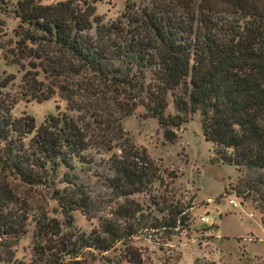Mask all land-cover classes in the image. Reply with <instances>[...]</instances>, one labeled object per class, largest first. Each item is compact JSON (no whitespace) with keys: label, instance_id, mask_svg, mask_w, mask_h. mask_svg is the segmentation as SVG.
I'll return each instance as SVG.
<instances>
[{"label":"trees","instance_id":"16d2710c","mask_svg":"<svg viewBox=\"0 0 264 264\" xmlns=\"http://www.w3.org/2000/svg\"><path fill=\"white\" fill-rule=\"evenodd\" d=\"M95 1L0 0V15L17 21L11 30L15 51L6 49L11 61L37 60L30 64L32 72H23V88L44 101L53 92L38 79L41 73L55 79L50 85L62 73L84 74L94 87L105 88L122 115L142 106L169 142L175 139L173 129L197 112L201 135L212 146L211 162L234 166L235 195L249 200L264 224V0H148L139 5L127 1L119 16L108 22L94 13ZM221 5L230 21L216 19ZM2 28L0 18V36ZM45 48L56 52L57 62L46 58ZM56 63H61L60 71ZM147 72L151 79L144 82ZM11 78L0 79L1 259L11 256L31 209L8 178L45 188L63 215V223L43 213L35 220L37 243L43 242L40 264H62L64 258L80 264L75 259L84 249L104 252L140 231L160 230L167 236L178 225L185 227L188 204L167 203L163 196L151 199L157 218L143 214L141 205L129 198L149 191L156 175L146 166L151 161L144 148L127 145L134 152L120 146V154L110 157L113 176L107 179L123 200L116 209L123 226L106 222L99 232L73 231L70 212L87 216L91 210L85 187L73 171L86 160L90 123L64 112L48 114L38 126L30 115L12 117L14 102L2 92ZM167 96L173 115L165 113ZM108 121L98 118L96 123L108 127Z\"/></svg>","mask_w":264,"mask_h":264},{"label":"rangeland","instance_id":"374dc122","mask_svg":"<svg viewBox=\"0 0 264 264\" xmlns=\"http://www.w3.org/2000/svg\"><path fill=\"white\" fill-rule=\"evenodd\" d=\"M127 1L136 5L148 2L96 0L94 13L104 22L113 21ZM220 8L217 9L216 19L220 22L230 21L231 16L225 6L221 5ZM0 18L4 20L0 36V79L12 77L2 89L14 102L11 116L30 115L35 126H38L48 114L64 112L72 118H83L90 123L87 129L89 145L84 151L86 160L76 164L73 171L77 181L85 187L91 210L87 216L79 210L70 212L73 231L85 235L92 231L99 232L101 224L106 222L123 226L124 221L116 213L123 200L115 196V191L107 181L113 176L110 157L120 154V146L129 154L134 151H129L127 145L138 151L144 148L151 161V165L146 166L156 175L148 185L149 191L129 196L141 205L143 214L158 218L159 214L151 201L159 200L161 196L167 203L174 204L177 201L182 206H190L185 227L178 225L167 236L161 234L160 230L140 231L128 240L116 242L104 252L84 249L76 261L80 264H193L198 260L213 264H264V224L249 200H242L235 195L233 188L238 173L234 166L211 162L212 146L201 135L197 112L188 115L185 124L173 129L175 139L169 142L163 138L162 129L156 120L144 115L142 106H137L130 115H122L105 88L100 85L94 87L95 82L84 74L62 73L57 78L59 81L50 85L55 79L50 80L41 73L38 79L43 80L53 93L49 99L38 101L23 88L21 78L23 72L34 70L30 64L37 60L32 57L18 59L22 67L11 61L12 55L6 49L15 51V38L11 30L17 21L2 15ZM44 54L46 58L57 62L54 50L45 48ZM56 67L60 71L61 63H56ZM150 79L151 75L147 72L144 82ZM179 91L177 89L176 93ZM165 113H175L170 96H167ZM98 118H107L108 127L97 124ZM117 118L120 119L115 121ZM8 182L31 209L25 232L11 246V256L8 259L0 258V264H11L18 260L40 264L43 259L39 246L43 242L37 243L39 239L35 234V220L43 213L46 218L63 223V215L45 188L27 187L12 178H8ZM230 198L240 206L231 207L227 203ZM201 216L207 221H199ZM62 264H72V261L64 258Z\"/></svg>","mask_w":264,"mask_h":264},{"label":"built area","instance_id":"2783aa9c","mask_svg":"<svg viewBox=\"0 0 264 264\" xmlns=\"http://www.w3.org/2000/svg\"><path fill=\"white\" fill-rule=\"evenodd\" d=\"M227 203L231 206V207H238V206H240L239 204H237L236 202H234V200L233 199H228L227 200ZM250 215V214H249ZM199 221H201V222H206L207 221V218H205L204 216H201V217H199Z\"/></svg>","mask_w":264,"mask_h":264}]
</instances>
